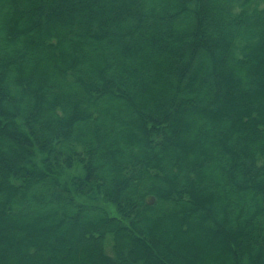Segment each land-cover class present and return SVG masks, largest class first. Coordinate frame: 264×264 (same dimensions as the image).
<instances>
[{
	"label": "trees",
	"instance_id": "16d2710c",
	"mask_svg": "<svg viewBox=\"0 0 264 264\" xmlns=\"http://www.w3.org/2000/svg\"><path fill=\"white\" fill-rule=\"evenodd\" d=\"M0 264H264V0H0Z\"/></svg>",
	"mask_w": 264,
	"mask_h": 264
},
{
	"label": "rangeland",
	"instance_id": "374dc122",
	"mask_svg": "<svg viewBox=\"0 0 264 264\" xmlns=\"http://www.w3.org/2000/svg\"><path fill=\"white\" fill-rule=\"evenodd\" d=\"M100 205H102V206H104V207H106L107 209H108V211H109V213L110 214H112V215H115V210L113 209V207H112V205L111 204H109L108 202H106L105 200H103V199H101V200H98L97 201ZM194 231V230H193ZM203 237H204V235H203ZM183 240V241H182ZM186 239H185V237H183V238H181L180 239V241H181V243H183L184 245H185V241ZM199 247V245H197V246H188V248H189V250H193V248H198ZM203 247V246H202Z\"/></svg>",
	"mask_w": 264,
	"mask_h": 264
}]
</instances>
